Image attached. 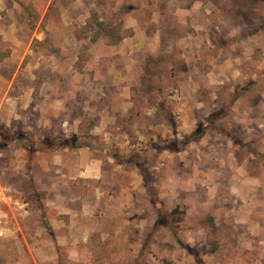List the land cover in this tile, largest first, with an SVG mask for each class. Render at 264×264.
Returning a JSON list of instances; mask_svg holds the SVG:
<instances>
[{
  "label": "rangeland",
  "instance_id": "374dc122",
  "mask_svg": "<svg viewBox=\"0 0 264 264\" xmlns=\"http://www.w3.org/2000/svg\"><path fill=\"white\" fill-rule=\"evenodd\" d=\"M0 264H264V0H0Z\"/></svg>",
  "mask_w": 264,
  "mask_h": 264
}]
</instances>
